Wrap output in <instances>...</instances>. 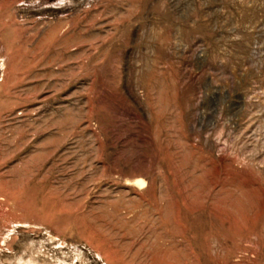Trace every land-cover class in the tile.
Masks as SVG:
<instances>
[{"label":"rangeland","instance_id":"obj_1","mask_svg":"<svg viewBox=\"0 0 264 264\" xmlns=\"http://www.w3.org/2000/svg\"><path fill=\"white\" fill-rule=\"evenodd\" d=\"M0 264H264V0H0Z\"/></svg>","mask_w":264,"mask_h":264}]
</instances>
